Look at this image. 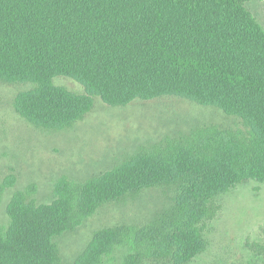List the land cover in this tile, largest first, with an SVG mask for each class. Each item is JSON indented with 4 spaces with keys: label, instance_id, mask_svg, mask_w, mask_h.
<instances>
[{
    "label": "trees",
    "instance_id": "16d2710c",
    "mask_svg": "<svg viewBox=\"0 0 264 264\" xmlns=\"http://www.w3.org/2000/svg\"><path fill=\"white\" fill-rule=\"evenodd\" d=\"M253 0H0V80L25 83L14 109L58 130L109 106L175 96L217 108L244 130L212 128L164 149L140 152L81 184L57 183L50 203L15 192L0 230V264H60L57 243L97 209L152 188L173 207L139 231L93 232L71 264H103L133 237L121 264H188L204 252L214 200L264 181V30ZM69 78L80 93L53 84ZM12 181L0 182V196Z\"/></svg>",
    "mask_w": 264,
    "mask_h": 264
},
{
    "label": "rangeland",
    "instance_id": "374dc122",
    "mask_svg": "<svg viewBox=\"0 0 264 264\" xmlns=\"http://www.w3.org/2000/svg\"><path fill=\"white\" fill-rule=\"evenodd\" d=\"M248 9L264 30V0ZM53 84L80 93L77 82L56 77ZM30 89L25 83L0 80V182L12 181L0 196V230L9 225L6 207L15 192L37 204L50 203L57 183L81 184L111 170L140 152L164 149L212 128L244 130L237 118L221 110L167 96L109 106L94 97L92 110L58 130L38 128L14 109L15 96ZM169 194L152 188L96 210L57 243L60 264H71L94 231L131 226L135 231L158 223L173 207ZM216 217L206 231L208 245L188 264H264V181L233 186L217 197ZM133 237L116 245L103 264H121L134 251Z\"/></svg>",
    "mask_w": 264,
    "mask_h": 264
}]
</instances>
